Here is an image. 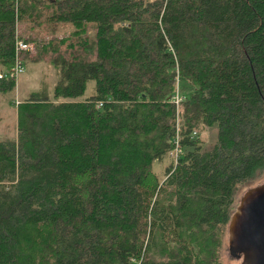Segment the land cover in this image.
Returning a JSON list of instances; mask_svg holds the SVG:
<instances>
[{"label": "trees", "instance_id": "16d2710c", "mask_svg": "<svg viewBox=\"0 0 264 264\" xmlns=\"http://www.w3.org/2000/svg\"><path fill=\"white\" fill-rule=\"evenodd\" d=\"M18 21L37 30L22 67L47 56L53 76L0 138V264H221L264 175V0H0L2 72Z\"/></svg>", "mask_w": 264, "mask_h": 264}, {"label": "rangeland", "instance_id": "374dc122", "mask_svg": "<svg viewBox=\"0 0 264 264\" xmlns=\"http://www.w3.org/2000/svg\"><path fill=\"white\" fill-rule=\"evenodd\" d=\"M42 29V27H41ZM62 29H58L57 35H59ZM20 37L35 36L37 30L34 25L28 21L16 22V31ZM41 38L50 37L52 35L40 34ZM40 38V39H41ZM33 54V53H32ZM28 54L31 57L34 55ZM32 55V56H31ZM47 56L43 60L28 61L23 60L22 71L18 74L15 84L11 89L0 90V138L15 137L16 133V116H15V104L21 98H25L27 94L35 89H39L42 86L49 87L52 82V71L46 64ZM41 81H43L41 83ZM180 85L177 83V87ZM94 90V82L89 79L86 82L84 94L88 95ZM216 128L214 126L208 127L200 131L202 138L201 147L203 149L210 148L215 140ZM167 155H163L161 158L152 162V169L156 172V175L160 178L163 176L165 167L168 164ZM264 180V175L256 180L252 185H255ZM245 189V188H244ZM243 189V190H244ZM241 190L237 196L242 193ZM238 201V200H237ZM226 230V229H225ZM218 260L221 264H238L239 257L230 252L227 247V232L222 237L221 245L218 248Z\"/></svg>", "mask_w": 264, "mask_h": 264}, {"label": "water", "instance_id": "95a60500", "mask_svg": "<svg viewBox=\"0 0 264 264\" xmlns=\"http://www.w3.org/2000/svg\"><path fill=\"white\" fill-rule=\"evenodd\" d=\"M227 247L238 264H264V180L247 187L229 215Z\"/></svg>", "mask_w": 264, "mask_h": 264}, {"label": "built area", "instance_id": "2783aa9c", "mask_svg": "<svg viewBox=\"0 0 264 264\" xmlns=\"http://www.w3.org/2000/svg\"><path fill=\"white\" fill-rule=\"evenodd\" d=\"M14 63L10 70L8 71H0V78L2 77H10L16 79L18 74L22 71V63H21V52L22 51H28L29 53L33 52L34 50V43L33 41H27L24 40L23 37H20L16 32H15V37H14ZM183 95L181 92H179L178 87H177V77L175 78V89L173 93H171L169 97V102L173 104L174 110H175V135H174V142L177 144V129H178V119H177V114H178V109H179V103L183 99ZM174 153L176 154L179 149L175 146L173 149Z\"/></svg>", "mask_w": 264, "mask_h": 264}]
</instances>
